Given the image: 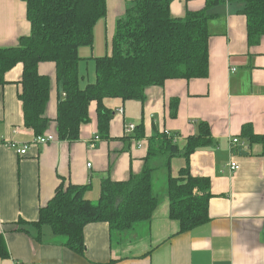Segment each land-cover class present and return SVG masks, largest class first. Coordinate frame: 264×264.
Instances as JSON below:
<instances>
[{
  "label": "crops",
  "instance_id": "0c3cea01",
  "mask_svg": "<svg viewBox=\"0 0 264 264\" xmlns=\"http://www.w3.org/2000/svg\"><path fill=\"white\" fill-rule=\"evenodd\" d=\"M131 2L106 0V15L93 28L92 47L79 48V72L84 63L92 62L94 68V57L110 54L116 20ZM205 2L172 0L170 14L183 17ZM241 8L237 2L214 8L219 14L208 23L206 77L168 79L162 86L146 88L143 100L105 98L113 111L107 138L98 132L92 101L89 121L80 126L75 141L57 138L30 145L25 155L0 145V235L8 253L0 264H264V35L249 44ZM29 33L26 3L0 0V47L16 46ZM38 71L50 78L45 133L55 134V64L40 62ZM21 75L22 63H17L0 82L1 140L30 142L34 137L23 122ZM80 75L83 87L85 76ZM174 98L178 103L172 116ZM200 122L208 124L211 140L194 150L188 162L174 157L170 169L152 172V189L160 203L149 223L124 233H110L106 222L89 223L83 229V254L67 247L65 237L53 234L47 225L37 238L32 222L59 185H87L85 197L95 201L104 178L126 180L142 170L155 131L177 133L183 145L187 136L198 132ZM128 123L141 125V138L125 132ZM233 137L239 142L233 143ZM230 159L238 163L237 170L229 169ZM186 164L193 176L209 179L211 196L209 219L181 231L178 221L168 216L167 177Z\"/></svg>",
  "mask_w": 264,
  "mask_h": 264
},
{
  "label": "trees",
  "instance_id": "16d2710c",
  "mask_svg": "<svg viewBox=\"0 0 264 264\" xmlns=\"http://www.w3.org/2000/svg\"><path fill=\"white\" fill-rule=\"evenodd\" d=\"M30 33L12 47H0V82L6 71L22 63L18 97L23 122L35 136L45 133L50 123L46 107L50 97V78L38 71L40 62L55 64L57 90L56 132L54 136L69 142L79 138L80 126L89 121V105L96 102L98 132L108 137L113 111L105 98L144 99L146 88L162 86L168 79L204 78L208 75V23L219 13L215 7L227 2L242 5L246 17L249 44L264 35V0H206L202 9L187 11L183 17L170 14L172 0H133L116 20L111 52L93 58L95 79L80 86L79 48L92 47L93 28L106 15V0H23ZM178 100H170L175 115ZM140 126L133 137H142ZM247 128H244V131ZM177 133L155 131L148 139L143 168L126 180L104 178L97 200L85 197L87 185H59L52 198L39 209L32 222L37 238L43 225L53 234L65 237V245L83 254L84 226L106 222L110 233H124L136 224L149 223L160 197L152 189V172L170 169L174 157L186 162L199 147L211 140L207 123L200 122L198 132L178 143ZM210 183L206 177L190 174L188 165L177 175L167 177L168 216L187 231L209 219ZM8 253L0 235V257Z\"/></svg>",
  "mask_w": 264,
  "mask_h": 264
},
{
  "label": "built area",
  "instance_id": "2783aa9c",
  "mask_svg": "<svg viewBox=\"0 0 264 264\" xmlns=\"http://www.w3.org/2000/svg\"><path fill=\"white\" fill-rule=\"evenodd\" d=\"M136 125L133 123H129L125 126V132L126 133H133ZM98 136H95V139L98 140ZM178 139V137H174V140ZM56 141V138L53 133H45L43 135H39L34 137V139L27 143V142H19V141H11V140H1L0 139V145H5L14 151H16L20 155H25L30 145H36V144H44L48 142ZM233 143L239 142V139L236 137H233L231 139ZM243 144V142H241ZM93 145V144H92ZM90 164L88 163V166ZM228 167L231 171H235L239 168V165L234 160L230 159L228 162Z\"/></svg>",
  "mask_w": 264,
  "mask_h": 264
},
{
  "label": "rangeland",
  "instance_id": "374dc122",
  "mask_svg": "<svg viewBox=\"0 0 264 264\" xmlns=\"http://www.w3.org/2000/svg\"><path fill=\"white\" fill-rule=\"evenodd\" d=\"M103 46H104V41L102 42V44L100 45V50H101V48H103ZM99 50V51H100ZM90 52V51H89ZM81 55H83V53H81ZM83 56H85V55H83ZM80 72H81V74L83 73L84 74V83L86 84V82H87V80H92V79H95V69L93 68V63L91 62V64L89 63H84L83 64V66H81V69H80ZM129 124V123H128ZM134 133V132H133ZM133 133H131V134H133ZM45 134V133H44ZM128 134H130V133H128ZM43 135V134H42ZM34 137H36L35 135H34ZM34 137H33V139H34ZM56 138V137H55ZM32 139V140H33ZM31 140V141H32ZM56 140H57V138H56ZM30 141V142H31ZM27 143H29V142H27ZM39 145H41V144H39ZM159 178H161V177H159Z\"/></svg>",
  "mask_w": 264,
  "mask_h": 264
}]
</instances>
